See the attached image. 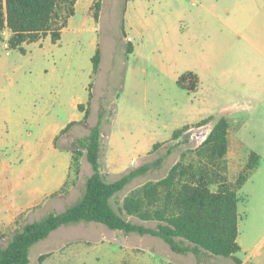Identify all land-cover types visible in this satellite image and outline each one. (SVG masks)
Wrapping results in <instances>:
<instances>
[{
    "label": "rangeland",
    "instance_id": "374dc122",
    "mask_svg": "<svg viewBox=\"0 0 264 264\" xmlns=\"http://www.w3.org/2000/svg\"><path fill=\"white\" fill-rule=\"evenodd\" d=\"M89 2L82 1L58 43L49 37L25 46V54L0 49V249L26 224L62 213L83 197L92 173L86 157L80 159V176L76 166L71 168L65 188L43 202L44 194L65 179L77 140L89 135L101 116V164L108 182L162 161L112 199L116 211L126 197L166 178L176 164H202L199 145L189 136L199 126L170 140L175 130L207 116L215 118L207 124L211 129L221 118L238 125V139L247 152L262 157L238 193L241 242L259 244L264 240V32L246 29L253 20L254 0H241L236 12H231L234 0H104L98 22L92 10L88 13ZM258 18L257 25L264 26ZM130 27L139 33L133 34L134 44L145 47L134 56L126 53L124 41ZM97 50L101 65L95 74L92 58ZM188 72L200 78L197 92L177 84ZM90 101L89 119L82 123L85 114L78 106ZM71 122L81 123L60 136L56 149V137ZM231 137L232 145L234 131ZM157 143L163 144L155 149ZM232 155L233 146L226 175L234 181L241 164H233ZM134 159L139 160L134 164ZM18 196L24 197L25 208L32 203L40 207L14 213ZM126 218L148 228L158 226L156 221ZM194 256L172 251L157 237L82 222L54 231L31 248L29 258L30 264H189ZM237 257L244 259L245 251Z\"/></svg>",
    "mask_w": 264,
    "mask_h": 264
},
{
    "label": "trees",
    "instance_id": "16d2710c",
    "mask_svg": "<svg viewBox=\"0 0 264 264\" xmlns=\"http://www.w3.org/2000/svg\"><path fill=\"white\" fill-rule=\"evenodd\" d=\"M78 1L0 0V34L6 29L11 32L8 49L25 54V44L39 42L47 36L52 38L53 43H58L69 19L75 15ZM102 3L103 0H96L93 5L96 22L100 18ZM132 50L129 42L127 53H132ZM92 63L96 74L101 65L99 50L92 58ZM177 84L184 90L196 92L199 77L188 72L179 77ZM90 104L91 101L87 106L81 104L78 107L85 113L82 123L89 119ZM102 119L101 116L88 136L77 140V148L72 151L71 168L76 166L77 176L81 174L82 157H86L92 169L86 180L83 197L64 212L50 213L44 219L28 223L21 231L16 232L8 245L0 249V264H30V250L35 244L47 239L62 226L82 222L99 223L110 230L126 234L157 237L177 253L191 252L198 256L199 253L206 252L212 256L228 258L241 252L237 241L240 203L238 193L259 168L261 158L256 152H251L236 180L229 181L226 175V157L230 145L228 119H219L206 141L197 149L196 153L202 164H176L166 178L149 182L126 197L119 211L114 209L112 199L134 180L155 170L162 161L146 163L130 170L120 179L108 182L100 161L103 149ZM212 120L210 117L196 126L207 125ZM75 124L77 123L68 125L61 135L68 133ZM191 128L185 126L175 131L173 140L180 139ZM159 146L157 144L154 148ZM126 216L138 217L144 222L156 221L158 226L155 229L148 228L128 221ZM178 240L189 246L182 247ZM46 257L44 255L40 260L43 261ZM236 261L241 264L238 259Z\"/></svg>",
    "mask_w": 264,
    "mask_h": 264
},
{
    "label": "crops",
    "instance_id": "0c3cea01",
    "mask_svg": "<svg viewBox=\"0 0 264 264\" xmlns=\"http://www.w3.org/2000/svg\"><path fill=\"white\" fill-rule=\"evenodd\" d=\"M82 1H90L89 2V4L87 5V8L89 9V11H88V13H91V10L93 11V5H94V3H95V1L96 0H79L77 3H76V6H75V14L78 12V7H79V5L82 3ZM240 1L241 0H234V4H233V6H232V9H231V12H236L237 10H239L240 8H241V6H240ZM103 2H104V0H103ZM254 6H251V13H254V15H253V20H252V22L251 23H249L248 25H247V27H246V29L247 30H252L251 28H253L254 30H257V31H260V32H264V26H262V25H257V20L259 19L258 17H260V18H263L264 19V0H254V4H253ZM246 6V5H245ZM102 7H103V3H102ZM102 10V9H101ZM227 11L228 12H230V8H228L227 9ZM210 12H211V14H212V16H214L215 18H218V15H217V12H216V10H210ZM259 23H261V22H259ZM251 24H254V27H251ZM130 29H131V31L130 32H124V41L127 43V49H126V51L128 50V43L130 42L131 43V45H132V47H133V50H132V53H130V54H128V55H130V56H134V55H136L139 51L140 52H145V47H144V45L143 44H134V41H135V38H134V36H133V34L135 35V36H139V33L137 32V31H134V27H130ZM132 33V34H131ZM140 35H141V33H140ZM0 36L2 37V40H0V49L1 50H5V51H17V50H9L8 49V41H9V39H10V37H11V32H10V30H8V29H6L2 34H0ZM50 36H47V37H45V38H43L42 40H40L39 42H36V43H40L41 41H44V39H48ZM32 44H34V43H32ZM27 45H30V44H25L24 45V48H25V50H26V47L25 46H27ZM17 52H19V51H17ZM21 53V52H20ZM127 53V52H126ZM154 54H156V52L154 51L153 52ZM22 54V53H21ZM145 60H147V58H145ZM192 73H194V72H192ZM195 74V73H194ZM199 83H200V78H199ZM198 88H199V86H198ZM198 88H197V91H198ZM196 91V92H197ZM79 107V106H78ZM79 109V108H78ZM84 113V112H83ZM85 114V113H84ZM85 117V116H84ZM210 117H212L213 118V120L210 122V123H212V122H214V120H215V118L213 117V116H207V117H205V118H201L199 121H197V122H194V123H190V124H186V125H184V126H182V127H180V128H178L177 130H180V129H182L183 127H185V126H192V125H195V124H198V123H200V122H202L203 120H205V119H208V118H210ZM227 119V118H226ZM218 120H216V122H217ZM229 121V120H228ZM82 122V121H81ZM81 122H76L77 124H75L74 126H76V125H79ZM215 122V123H216ZM238 121H236V123H237ZM71 123H74V122H71ZM70 123V124H71ZM229 123H230V121H229ZM70 124H68V125H70ZM68 125L63 129V130H65L67 127H68ZM73 126V127H74ZM72 127V128H73ZM71 128V129H72ZM70 129V130H71ZM62 130V131H63ZM177 130H175V131H177ZM239 130H240V128H239V126L237 125V126H235L234 124H232V123H230V130H229V141H230V145H229V151H228V154H227V157L226 158H228V155L230 154V151H231V148H232V146L234 147V155H232V163L233 164H241V170L243 169V167H244V165H245V163H246V161H247V157H248V155L251 153V152H247L248 151V149H246V147L243 145V143L238 139V133H239ZM62 131L60 132V134L56 137V139H55V148L56 149H58V147L56 146V141L57 140H59V138H60V136H62L61 135V133H62ZM175 131H174V133H175ZM232 131H234L235 132V139H236V142H234V144H232L231 145V132ZM174 133H173V135H174ZM173 135H172V138L170 139V140H173ZM88 136V135H87ZM232 136H233V134H232ZM84 137H86V136H84ZM169 140V141H170ZM169 141H167V142H169ZM163 143H166V142H163ZM163 143H157V144H163ZM157 144H155V145H157ZM154 145V146H155ZM153 146V147H154ZM152 147V148H153ZM59 150V149H58ZM151 151V149L150 148H148V149H146L145 150V154L147 155V153H149ZM252 152H256V151H252ZM259 156H260V158H261V160H262V157H261V155L258 153V152H256ZM72 155V158H71V162L69 163V165L68 166H66L65 167V174H66V176H65V179L63 180V182H60L59 183V178L58 179H56L55 181H58L57 182V184H56V189H55V191L53 192H47L46 194H44V197H43V202H45V201H48V200H54L53 199V196H55V195H57L58 193H60L61 192V190L66 186V184H67V182H68V179H69V174H70V169H71V166H72V163H73V154H71ZM230 158V157H229ZM3 159H5V158H3ZM8 163H10L7 159H5ZM139 159H134L133 160V163L135 164L137 161H138ZM100 161H101V159H100ZM241 161V162H240ZM133 168H135V165H133L132 166ZM10 169V168H9ZM259 169V168H258ZM102 170H103V166H102ZM240 170V171H241ZM239 171V172H240ZM105 174V173H104ZM239 174V173H238ZM89 177V176H88ZM229 181H231L230 179H229ZM233 181V180H232ZM7 182L9 183V180L7 179ZM10 184V183H9ZM16 196V195H15ZM19 197V200H20V202L17 204V206L15 207L16 209L13 211L14 213L15 212H25V211H28V210H30V209H33V208H38V207H40V205L39 204H34V203H32V204H29V206L28 207H24V197L22 198L21 196H18ZM33 211V210H32ZM3 214H1L0 213V216H2ZM49 215V214H48ZM239 216H240V213H239ZM11 220V218H8V221H10ZM74 225V224H73ZM240 225V224H239ZM61 228V227H60ZM239 229H240V227H239ZM58 230V229H57ZM52 234V233H51ZM49 238V237H48ZM46 240V239H45ZM238 244L240 245V247H241V252H243V251H245V254H246V257L244 258V259H242V258H240V257H237V255L238 254H240L241 252H239V253H237L236 255H234L233 257H228L227 259L228 260H231V263H229V262H227V261H221V260H219V259H216V257L215 256H212V255H210V254H208V253H206V252H202V253H199V258H196L197 257V255H195L194 256V258H195V262H193L192 260H190L189 262V264H238L237 263V261H236V259H238L240 262H241V264H264V240L263 241H261L259 244H256L255 246H253V247H248L247 245H245V244H243L242 242H241V235H240V231H239V237H238ZM46 256H48V255H46Z\"/></svg>",
    "mask_w": 264,
    "mask_h": 264
},
{
    "label": "built area",
    "instance_id": "2783aa9c",
    "mask_svg": "<svg viewBox=\"0 0 264 264\" xmlns=\"http://www.w3.org/2000/svg\"><path fill=\"white\" fill-rule=\"evenodd\" d=\"M211 128L207 125L199 126L197 129L189 131L190 140L193 143H197L199 146H201L209 136L211 132Z\"/></svg>",
    "mask_w": 264,
    "mask_h": 264
}]
</instances>
